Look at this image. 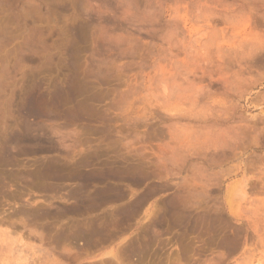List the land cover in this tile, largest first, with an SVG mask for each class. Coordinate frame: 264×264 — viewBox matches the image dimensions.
Wrapping results in <instances>:
<instances>
[{"label": "rangeland", "instance_id": "1", "mask_svg": "<svg viewBox=\"0 0 264 264\" xmlns=\"http://www.w3.org/2000/svg\"><path fill=\"white\" fill-rule=\"evenodd\" d=\"M0 264H264V0H0Z\"/></svg>", "mask_w": 264, "mask_h": 264}]
</instances>
